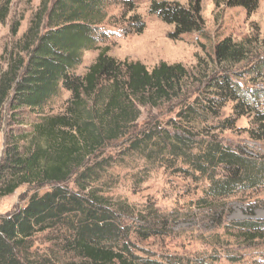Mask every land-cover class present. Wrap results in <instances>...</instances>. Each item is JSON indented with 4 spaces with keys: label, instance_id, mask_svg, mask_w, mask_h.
<instances>
[{
    "label": "trees",
    "instance_id": "obj_1",
    "mask_svg": "<svg viewBox=\"0 0 264 264\" xmlns=\"http://www.w3.org/2000/svg\"><path fill=\"white\" fill-rule=\"evenodd\" d=\"M258 0H219L251 15ZM133 12L130 0H41L29 25L0 64V113L8 135L0 161V197L21 186L36 188L22 209L0 218V264H213L210 259H157L135 244L167 236L176 220L148 204L141 210L106 194L107 170L119 159L144 162L140 175L162 168L204 185L194 204L215 215L223 202L264 189V155H250L220 135L250 119L243 131L264 143V56L252 40L226 37L199 58L193 70L161 62L148 69L118 61L99 50L83 74L84 51L95 48L109 5ZM201 0H153L149 13L173 27V40L204 32ZM11 0H0V24ZM19 24L12 33L16 35ZM133 14L124 34L141 33ZM69 94L57 113L52 103ZM230 108L223 117L222 111ZM156 110L141 127L143 110ZM48 187L39 193L38 190ZM251 215V213H250ZM227 231L248 244L264 243V220L231 222ZM53 234L48 253L32 250V239ZM217 261V260H216Z\"/></svg>",
    "mask_w": 264,
    "mask_h": 264
},
{
    "label": "rangeland",
    "instance_id": "obj_2",
    "mask_svg": "<svg viewBox=\"0 0 264 264\" xmlns=\"http://www.w3.org/2000/svg\"><path fill=\"white\" fill-rule=\"evenodd\" d=\"M40 1L11 0L9 16L0 24V64L3 62L2 54L13 48L26 31ZM130 1L133 12H128L120 3L108 6L95 48L84 51L82 63L75 68V74H83L103 48H108V55L118 61L140 62L148 69L165 62L181 64L191 71L199 58L207 60V54H212L214 46L226 37H231L235 42L252 40L255 52L264 56V0H258L257 9L249 16L242 8H227L221 4L216 6L215 3L219 0H201L203 34H191L177 40L169 37L173 32L172 26L164 24L149 13L153 0ZM165 1L187 6L189 0ZM133 14L140 16L144 29L141 33L126 35L122 28L127 26V21ZM15 24H19V28L16 35H13ZM68 97L67 92L61 91L60 96L52 103L53 113L62 110ZM229 114V107L223 109V117ZM149 115H158V112L143 110L139 127ZM249 122L250 119L246 117L238 119L236 129L225 131L220 137L227 145L241 147L250 155L262 156L264 143L250 140L243 131L249 126ZM7 135L6 117L0 113V161ZM119 150V147H111L104 154H111L117 160L104 176V180L109 182L106 194L113 199L126 201L137 210L148 204L153 205L159 212L171 215L176 220L167 236L137 241L135 244L140 251L161 260L169 257L193 261L216 258L217 261L212 260L213 264H264V243L248 244L237 240L234 232L226 230L231 222L248 218L264 220V189L225 200L222 222L218 226L216 214L213 216L206 210H199L194 204L202 196L204 185H196L162 168L152 169L147 175L141 176L139 172L144 167V162L136 157L119 159ZM35 189L24 185L10 196L0 197V218L22 209ZM46 190L48 187L38 192L41 194ZM53 238V234H37L32 239V250L38 254L48 253L54 247Z\"/></svg>",
    "mask_w": 264,
    "mask_h": 264
}]
</instances>
